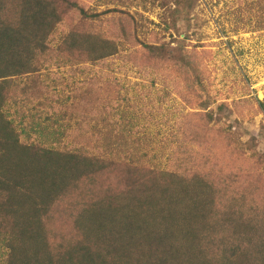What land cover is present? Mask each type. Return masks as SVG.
Wrapping results in <instances>:
<instances>
[{"label": "trees", "instance_id": "16d2710c", "mask_svg": "<svg viewBox=\"0 0 264 264\" xmlns=\"http://www.w3.org/2000/svg\"><path fill=\"white\" fill-rule=\"evenodd\" d=\"M94 2L85 7L79 0H0V244L9 249L5 264H264V154L254 150L255 137L251 138L255 143L250 139L241 144L215 127L214 139L207 129L205 142L199 143L200 134L194 136L197 144L220 142L238 154L235 160L245 153L258 165L255 174H246L240 166L225 170L235 182L243 177L228 199L218 186L209 180L199 184L194 177L187 178L183 169L174 176L165 172L160 182H153L140 176L148 164L104 158L91 151L94 144L85 151L46 147L29 135V140L22 139L20 124L25 117L16 122L15 107L21 99L11 97L14 80L36 73L41 62L51 61L47 56L54 46L52 28L62 18L59 7L74 12L79 24L77 30H68L57 49L56 59L62 62L76 54L80 60L110 69L111 61L118 59L122 66H131L132 61L140 75L148 70L156 75L172 71L171 64L190 61L181 46L164 43L142 44L143 62L131 60L126 54L132 41H139L135 28L131 33L124 19L112 17L104 29H97L91 21L112 10L96 11ZM92 91L84 92L91 108L83 103L80 112L85 113L74 130L83 136L90 132L87 137L100 132L92 130L91 123L111 110ZM37 98L22 102L30 101L38 109ZM203 117L207 122L212 119L207 113ZM36 132L43 133L41 128ZM194 132L200 133V128ZM117 169L119 181L113 175ZM162 209L185 212L179 221L180 234L175 222L158 228L155 220ZM195 222L204 232L199 237Z\"/></svg>", "mask_w": 264, "mask_h": 264}, {"label": "rangeland", "instance_id": "374dc122", "mask_svg": "<svg viewBox=\"0 0 264 264\" xmlns=\"http://www.w3.org/2000/svg\"><path fill=\"white\" fill-rule=\"evenodd\" d=\"M92 1L79 0L85 7L93 6ZM112 1L94 2L96 11H112L91 22H96L97 29H104L106 21L113 17L117 21L124 19L131 33L135 28L139 41L133 40L126 54L131 55V60L143 62L142 44L164 43L172 48L181 46L190 61L182 66L171 64L172 71L156 75L149 70L140 75L132 61L131 66H122L118 59L111 61L110 69L80 60L76 54L62 62L56 59L57 49L68 30H77L79 24L74 12L59 7L62 18L52 28L54 46L47 56L51 61L41 62L36 73L14 80L16 87L11 97L21 99L15 107L16 122L25 117L20 124L22 139L29 140V135L46 147L85 151L94 144L91 151L104 158L135 159L148 164L140 176L153 182H160L165 172L174 176L183 169L187 178L194 177L199 184L210 181L228 199L243 177L235 182L236 178L231 179L225 170L240 166L246 174H255L258 165L245 153H239V160H235L238 154L220 142L197 144L194 136L200 134L199 143H203L206 129L213 139L217 134L212 132L213 127L225 129L241 144L255 137L258 143L254 150L264 154V0H117L111 4ZM23 86H27L25 91ZM92 89L111 110L91 123L92 130L100 132L87 137L90 132L83 136L74 130L85 113L80 112L83 103L91 108L83 96L86 90L93 94ZM37 90L39 94H35ZM36 96L34 104L38 102V109L30 101L22 102ZM256 101L262 104L261 109ZM206 113L212 116L209 122L203 117ZM32 125L34 131H30ZM40 128L42 134L36 132ZM197 128L200 133L194 132ZM224 137L221 135V139ZM119 172L120 169L114 171V180L119 181ZM159 213L162 217L155 220L159 229L175 222L181 233L179 221L184 211L171 214L162 209ZM194 227L198 237L204 234L197 222ZM8 253L9 249L0 244V264H5Z\"/></svg>", "mask_w": 264, "mask_h": 264}]
</instances>
